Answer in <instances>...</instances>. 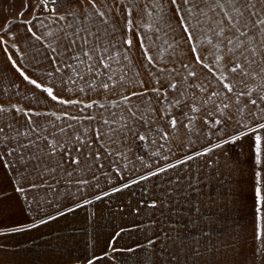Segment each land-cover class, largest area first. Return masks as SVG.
<instances>
[{
    "label": "crops",
    "instance_id": "crops-1",
    "mask_svg": "<svg viewBox=\"0 0 264 264\" xmlns=\"http://www.w3.org/2000/svg\"><path fill=\"white\" fill-rule=\"evenodd\" d=\"M146 4L149 6L148 0H51L48 12L43 13L58 16H46L31 24V14L41 12L43 9L39 8L43 6L31 5V0H0V15L5 16L0 25L3 30L0 41L4 42L0 43V61L12 59L19 63L21 57H29L31 64V57H43L45 64L46 57L55 55L48 47L53 37L47 33L55 35L61 28L68 31L69 20L93 31L99 30L105 42L115 41L118 48L127 51L132 64L129 76L139 73L136 83L129 86L125 94L144 92L146 95L133 96L130 103L150 100L158 122L164 121L159 126L168 133L166 141L158 140V144H164L158 156L151 154V146L143 149L144 142L129 140L128 161L121 158L118 164H111V158L101 148V160L92 165L90 171L82 160L81 167L85 170L74 172L72 177L67 176L65 169L72 170L75 165L65 163L63 168L56 167L57 159H65L60 153L57 158L45 156L21 162L17 153L13 152L12 160L8 161L5 152L0 150V264H197L196 255L200 253L226 254L228 258L219 264H255L259 245L255 190L259 186L264 195V132L259 133L261 162L257 164L254 149L257 133H253L251 127L238 129L231 121L213 126V117H207L209 123L206 124L195 114L198 118L194 125L186 128L184 124L188 122H180L183 106L174 108L171 116L162 115L163 97L157 98L152 91L154 87H160L161 92L166 88L163 81L156 84L158 75H162L158 69L180 68V60L187 62L190 57H166L172 62L149 64L146 57L141 56L145 30L139 27L137 20ZM159 4L170 6L171 0H162ZM101 12L103 18L99 15ZM20 13L28 16L22 22L8 23L10 18H16L13 15ZM60 16L65 19H58ZM129 20L131 25H128ZM126 25L131 27V32ZM136 30L144 35L136 37ZM36 36L41 39L37 40ZM128 39L132 41L131 47L124 42ZM40 40L45 46L43 51L39 49ZM146 43L144 40V46ZM13 68L10 66V70L15 71ZM27 76L31 77V65ZM11 77L12 74L6 78ZM44 78L48 79L44 87L52 86L48 83L49 77L44 75ZM6 81L11 87L14 84L12 80ZM15 82L20 83L18 74H15ZM176 82L179 84V79ZM35 92L47 94L42 90ZM20 93L12 87L9 93L12 97L5 94L0 103L43 110H63L65 106L44 97L43 105L36 107L21 101ZM70 93L82 100L76 109L92 103L93 109L87 115L96 113L97 120L98 113L104 109L96 107L100 102L95 95L108 94V100L119 98L112 90L108 93L87 91L86 94L75 88L72 92L54 90L63 100H68ZM168 95L172 98L175 93L169 90ZM86 100L89 102H84ZM172 117L177 118L176 129L167 123ZM42 120L31 119V122L39 127L49 121L78 123L67 119ZM82 122L99 126L96 121L83 119ZM9 123L12 129L6 128ZM249 124L255 127L254 122L249 121ZM0 126L5 127V132L15 134L14 129L29 126V120L0 118ZM243 132L248 134L243 135ZM32 139H36L35 135ZM19 143H27V140ZM96 143L94 139V146ZM45 144L39 141L38 147L43 148ZM21 150H27V156L43 155L37 148ZM137 155L143 156L150 167L141 164ZM126 163L127 168L123 166ZM46 167H56V171H45ZM153 172L158 174L152 175ZM145 176L148 178L143 179ZM81 179L89 183H78ZM205 239L219 240V244L207 245ZM149 254H154L156 260H149ZM204 258L203 264H216L211 257Z\"/></svg>",
    "mask_w": 264,
    "mask_h": 264
},
{
    "label": "snow or ice",
    "instance_id": "snow-or-ice-1",
    "mask_svg": "<svg viewBox=\"0 0 264 264\" xmlns=\"http://www.w3.org/2000/svg\"><path fill=\"white\" fill-rule=\"evenodd\" d=\"M171 5L174 6L175 18L182 30L180 42H177L174 36L171 40L168 39L175 29L166 15L162 17L165 22L163 28L153 20V12H162L164 8L158 0H152L151 10L146 4L142 18L138 21L139 27L145 30L141 47L149 64H153L154 61L171 63V59H166V54L167 57H175L179 43L188 44V51L192 54L187 62L180 60L182 66L180 68L158 69V73L162 75H158L156 84L160 85L163 81L166 88L161 92L160 87H154L152 91L157 98L163 97L160 109L162 115L171 116L174 108L183 106L180 122L187 121L188 123L184 124L186 128L194 125L198 118L195 114H199V118L204 119L206 124L209 123L206 118L213 117L211 122L213 126L231 121L238 129L251 127L252 132L257 133L254 149L256 163L259 164L262 138L259 133L264 132V0H171ZM99 15L101 18L104 17L103 12ZM128 15L131 16V9L128 10ZM58 19L63 20L65 17L60 16ZM102 22L107 23V20L102 19ZM128 25H131V20L128 21ZM128 25L126 27L131 32L132 29ZM66 27L72 30L65 31L61 28L55 35L52 32L47 33L53 37L48 44L55 53L52 60L55 62L57 57L60 58V63L55 66V73L60 74L56 83L42 88L41 83L21 72L24 80L35 88L42 89L48 97L61 105L80 103L59 99L58 95L54 94L55 89L72 92V86L85 94L87 91L103 90L108 93L112 90L119 98L96 105L98 109H104L98 113L99 120L96 113L83 118L51 113L56 121L67 119L77 121V124L58 125L49 121L37 127L32 124L31 116L47 115L46 113L29 114L22 108H16V112H23L28 116L29 127L23 131L19 128L14 129L15 134H10L5 132L4 126H0V143L9 139L19 141V138H24L27 143H18L17 147H11L5 154L11 155L16 152L21 159L39 160L45 156L57 158V154L60 153L65 159H57L56 167L63 168L65 163L76 166L72 170L65 169L68 177H72L74 172L85 170L81 167L82 160L90 171L92 165L101 160V148L107 157L111 158V164H118L121 158L128 161V153L131 151L127 146L129 140L144 142L141 147L147 150L151 146V154L158 156L159 149L164 147V144H158V140L166 141L168 133L159 126L164 121L158 122L159 118L155 115L150 100L130 103L133 96H145L146 93L125 94V90L134 85L135 78L139 76L138 72H133L132 76H129L132 64L127 51L118 48L115 41L105 42L104 34L99 30L93 31L90 27L79 26L78 23H69ZM60 32H63V35H60ZM153 32L156 34L155 39L150 35ZM35 38L41 39L40 36ZM145 39L151 41L150 49L144 47ZM61 42H65L63 46H60ZM124 42L131 47L130 39ZM149 51L152 54H149ZM13 64L15 65L14 61ZM43 74L51 78L54 72ZM177 79L179 84L176 82ZM48 83H52L51 79ZM140 83L142 85L143 82ZM169 90L175 93L172 98H169ZM85 109H93V104H83L79 111L83 112ZM6 111L11 109L0 107V113ZM83 119L96 121L99 126L84 125ZM249 121L254 122L255 127H252ZM167 123L172 129L177 128L176 117H172ZM7 127L13 128L11 123ZM34 135L36 139H32ZM94 139L97 142L95 146ZM39 141L46 142L43 148L38 147ZM113 145L116 148H113ZM24 148H37L43 155L26 157L21 151ZM136 159L150 167L143 156L137 155ZM123 166L127 168L128 164ZM56 167L50 169L46 167L45 171L54 173ZM100 167L103 168L104 165L101 163ZM257 177L259 185V173ZM78 183L87 184L89 181L81 179ZM255 195L258 218L256 238L264 240V223H259L264 221L262 213L264 195L259 186L255 190Z\"/></svg>",
    "mask_w": 264,
    "mask_h": 264
},
{
    "label": "rangeland",
    "instance_id": "rangeland-1",
    "mask_svg": "<svg viewBox=\"0 0 264 264\" xmlns=\"http://www.w3.org/2000/svg\"><path fill=\"white\" fill-rule=\"evenodd\" d=\"M70 1H72V0H69V2ZM161 1L162 0H158V3ZM148 2H149V9L151 10L152 0H148ZM33 4H39L38 7L43 6L42 8H39V9H43V10H41V12L31 14V24H33V22H36V21H39V20L45 18L46 16H48L50 18H52V17L54 18V17L58 16L57 14H54V13H50V14H44L43 13L44 11H46V13L48 12L47 10H49V6L51 5V0H31V5H33ZM165 15L171 21L172 26L175 29V31L168 36V39L171 40L172 37L174 36L176 41L180 42L182 30L180 28V25H179L177 19L175 18L174 6H172V5L164 6L162 12H153V20L155 22H158L160 27L163 28L165 22H164L162 17H164ZM9 16H11V15H9ZM26 16H28V15H26L24 13H20L19 15H13V17H16V18H14V20L10 18V22H8V23L11 24V22H14V21L15 22L16 21L22 22ZM4 17H3V15H0V25H1V23H3L2 20ZM138 17L141 19L142 14L138 15ZM145 19H147V18L145 17ZM137 21H139V20H137ZM67 22H68L67 25L69 23L76 24L75 20H69ZM67 30L71 31L72 29L67 28ZM2 31L3 30L0 29V33ZM135 33L137 34L136 37H140V35L142 37L144 35V33H142V31L137 32V30H136ZM150 35H151L152 39L156 38V34L154 32L150 33ZM161 35H163V33H161ZM145 40L147 43H146V46H144V47H147L150 49L151 48V41L147 40V39H145ZM39 42H40L39 43L40 44L39 49H41V51H43V47H45L43 45L44 44L43 40H40ZM161 43H162V41H161ZM188 48H189L188 44L179 43V46L175 50V52H176L175 57H191L192 54L188 51ZM39 49L37 48V52ZM32 51H33V46H31V52ZM149 54H152V52L149 51ZM141 56L144 57L143 48L141 50ZM166 57H167V54H166ZM28 58L29 57H21V61L19 63L14 61L15 65L13 64L12 59L9 61L4 60V62L0 61V102H2V100H3L2 98L5 94L8 97H10V96L12 97V95L9 93L11 92V88L13 87V91H20L21 92L19 95L20 100L23 101L24 103H27V104L30 103L31 105H36V107H38L39 105H43V102L45 101L44 97H46V98L48 97L47 94L45 96V94H43V93H36L35 91H39L42 89H37V88H35L34 85L28 83L26 80H24L23 76L20 73L23 72L25 75H28V71L30 70V65H31V77H30V79L37 80L38 83L42 84V88H43L45 86L44 82L46 80H48L47 78H44L43 73H47L49 71L54 72L53 77L49 78V79H51V81H52L51 85L53 86L56 83V81L59 79V76H60L59 73H55V66L60 63V58L57 57L56 61L54 62L52 60V57H46L47 62L45 64L43 61V57H31V64L28 63V60H27ZM35 60H36V63H34ZM10 66L14 67L13 69L15 71L10 70ZM17 67H19V69ZM11 74H12L11 78H6L7 76H11ZM15 74L19 75L20 83L15 82ZM34 75L36 77H34ZM6 80H12V83L14 82L12 87H11V85L7 84ZM72 87L75 88V86H72ZM30 91H31V93H30ZM56 95H58V98L60 97L59 94H56ZM95 96H96V98H99V100H97V101H99L100 103H103L106 100L112 101V100L107 99V96H110L108 94H101L99 96L98 95H95ZM67 98H68V101H79L80 103L82 101L80 99L79 100L77 99V96L75 93L68 94ZM4 101H7V99H5ZM84 102H89V101L86 100ZM20 105H21V102H20ZM0 107H3L5 109H11L12 107H14V109H11V111H6V112L0 113V118H21V119L22 118H28V116L24 115L23 112H16L15 111V109H16L15 105L12 103H0ZM21 108L24 109V111L29 113V114H31V113H46L47 114V115H32L31 119H36L37 121L42 120V119H49V118L55 119V117L51 115V113H53V112H55L56 115H58V116H65L67 114V115H75L78 117H85V116H88L87 113H90L89 111H91L90 109H85L83 112H80L79 109H76V105H72V104H67V105L63 106V110H60V109L43 110V109H38V108L37 109H25L24 107H21ZM57 123L60 124V122H57ZM28 127L29 126H19L18 128L21 131H23V130L27 129ZM37 127H39V126H37ZM6 128H8V127H6ZM22 139H24V138H19V141H22ZM19 141L9 139L8 141L0 143V150H3L6 153V151L8 149H10L11 147H17ZM21 151L25 153V156H27V150H25V151L21 150ZM11 157H12V154L7 155L6 159L8 161H10V160H12ZM16 161H17V159H16ZM20 161L22 162L25 160L20 159ZM150 235L155 236V234L153 235L152 233H150ZM201 240L204 241V239H201ZM205 241L207 242V245H218L219 244V242H218L219 240L214 241L212 239H205ZM208 242H211V243H208ZM233 256H235V255H233ZM196 257H197L196 258L197 264L201 263V262H202L201 264H203V261H205L204 257H211V261H213L216 264H219L221 260L225 261V259L228 258L227 255L223 254V253L222 254L221 253L220 254L219 253H213L210 255H204L203 253H200V254H197ZM149 260L155 261L156 260L155 255L149 254ZM260 263L264 264V240L259 239V245L257 248V253L255 255V264H260Z\"/></svg>",
    "mask_w": 264,
    "mask_h": 264
}]
</instances>
